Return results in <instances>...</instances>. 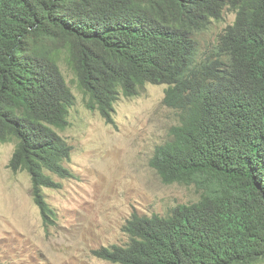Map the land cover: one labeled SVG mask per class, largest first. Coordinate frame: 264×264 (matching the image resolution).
Instances as JSON below:
<instances>
[{
  "label": "trees",
  "instance_id": "trees-1",
  "mask_svg": "<svg viewBox=\"0 0 264 264\" xmlns=\"http://www.w3.org/2000/svg\"><path fill=\"white\" fill-rule=\"evenodd\" d=\"M226 10L235 20L202 47ZM62 61L108 123L121 93L166 84L179 123L149 165L164 183L200 191L168 215L134 213L123 227L129 241L94 255L114 264L264 261V0H0V144L16 141L10 167L30 174L45 221L55 218L41 191L55 185L46 171L73 176L60 131L75 95Z\"/></svg>",
  "mask_w": 264,
  "mask_h": 264
},
{
  "label": "rangeland",
  "instance_id": "rangeland-1",
  "mask_svg": "<svg viewBox=\"0 0 264 264\" xmlns=\"http://www.w3.org/2000/svg\"><path fill=\"white\" fill-rule=\"evenodd\" d=\"M235 16L226 10L202 34L200 45L205 46L203 37L213 46ZM61 67L75 95L70 125L60 131L73 147L65 161L73 176L46 171L55 185L41 186V191L55 221H45L30 174L10 167L16 141L0 144V264H113L93 250L126 244L123 227L134 213L168 215L176 205L200 197L195 185L166 184L149 165L179 123V111L163 101L166 84L147 83L132 97L121 93L115 122L108 123L87 106L75 73L64 61Z\"/></svg>",
  "mask_w": 264,
  "mask_h": 264
},
{
  "label": "clouds",
  "instance_id": "clouds-1",
  "mask_svg": "<svg viewBox=\"0 0 264 264\" xmlns=\"http://www.w3.org/2000/svg\"><path fill=\"white\" fill-rule=\"evenodd\" d=\"M66 167H67V166H66ZM68 169H69V168H68ZM152 215H153V214H152ZM152 215H151V216H152ZM145 216H147V215H145ZM107 246H109V245H107ZM102 247H103V246H102ZM100 248H101V247H100ZM97 249H98V248H97ZM94 250H95V249H94ZM95 256H96V255H95ZM97 257H98V256H97ZM99 258H100V257H99ZM107 261H108V260H107ZM110 262H111V261H110ZM111 263H112V262H111ZM113 264H114V263H113Z\"/></svg>",
  "mask_w": 264,
  "mask_h": 264
},
{
  "label": "bare ground",
  "instance_id": "bare-ground-1",
  "mask_svg": "<svg viewBox=\"0 0 264 264\" xmlns=\"http://www.w3.org/2000/svg\"><path fill=\"white\" fill-rule=\"evenodd\" d=\"M249 41V40H248ZM214 48V47H213ZM251 59V58H250ZM209 100V99H208ZM211 102V101H210ZM191 124V123H190ZM203 139V138H202ZM203 146V145H202ZM197 154V153H196ZM99 262V261H98ZM96 263V262H95Z\"/></svg>",
  "mask_w": 264,
  "mask_h": 264
}]
</instances>
